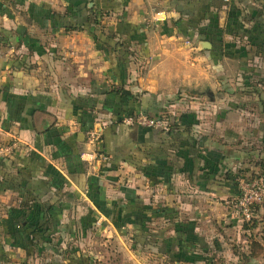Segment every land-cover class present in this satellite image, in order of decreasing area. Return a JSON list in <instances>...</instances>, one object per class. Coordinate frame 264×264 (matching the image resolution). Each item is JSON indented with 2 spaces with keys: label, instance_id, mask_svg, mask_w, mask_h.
Masks as SVG:
<instances>
[{
  "label": "crops",
  "instance_id": "0c3cea01",
  "mask_svg": "<svg viewBox=\"0 0 264 264\" xmlns=\"http://www.w3.org/2000/svg\"><path fill=\"white\" fill-rule=\"evenodd\" d=\"M94 1L0 0V147L4 151L2 145L10 144L17 150L0 157V180L26 168L33 179L56 184L39 194L48 222L83 198L100 211L101 224L116 225L101 209L119 207L118 222L124 226L117 230L130 231L132 239L137 233L134 222L143 221L160 235L158 243H166L177 236L175 224L182 221L198 237L196 253L220 252L226 236L240 231V219L226 204L238 190L235 176L242 169L264 174V0L110 1L114 10L97 27L117 30L123 21L119 30L129 44V62L107 55L88 30L53 28L51 12L70 9L78 15ZM19 26L26 39L19 48L29 56L16 60L11 45H16L12 40ZM5 30L12 35L2 40ZM51 50L62 56L49 59ZM115 85L120 94L105 92ZM198 90H206L210 106L187 101L186 96L204 95ZM80 96L91 100L85 104L80 98L81 103ZM176 97L180 100L174 101ZM92 99L97 105L87 106ZM144 110L173 113L190 136L172 138L167 132L115 125L107 132L104 148L84 130L86 116L94 128H104L118 114ZM25 192V184L21 190L0 184V220L8 231L0 241L8 239L3 254L11 257L7 264H31L46 251L13 234V208H28L35 201ZM57 193L68 198L59 199ZM52 207L53 214L48 212ZM132 207L136 211L130 213ZM158 207L175 209L176 218L152 216L150 210ZM139 209L143 212L138 217ZM40 217L32 214L33 219ZM139 245L140 255L125 247L126 255H136L133 264H207L200 258L175 260L170 252L177 253L179 246L158 253ZM72 254L87 255L90 264H97L92 252ZM60 261L56 264H63Z\"/></svg>",
  "mask_w": 264,
  "mask_h": 264
},
{
  "label": "trees",
  "instance_id": "16d2710c",
  "mask_svg": "<svg viewBox=\"0 0 264 264\" xmlns=\"http://www.w3.org/2000/svg\"><path fill=\"white\" fill-rule=\"evenodd\" d=\"M107 1V2H106ZM95 0L94 6L93 7H88L87 4L84 5V8L79 9V14L75 15L74 12L70 9H67L66 12L64 13H56V12H51L50 13V19L53 23V28L59 29V28H64L65 31H81V30H88L89 33L96 39L98 47L105 51L107 55L112 56L113 59H119L122 62H129L131 59V51L129 49V44L126 39H122L121 37V32H124L122 29L121 31L119 30L120 27L123 28V21H120L118 23V29L116 30L115 27H112L108 30H106L104 27H101L99 29L97 26H101V18L105 15H108L110 12H112L114 9L109 6V2L113 0ZM224 3L228 4L229 2ZM35 5L33 4V7ZM99 6V7H98ZM234 12H238V8L236 5L232 4L231 8ZM95 28L93 30V27ZM24 34V29L22 26H19L17 28V41H22L25 43L26 39L25 37L23 38ZM6 35L10 38L12 35L11 31L5 30L3 34L1 35V39L4 40L6 39ZM16 40V39H15ZM24 40V41H23ZM30 50H33L32 47H30ZM213 51H216V47H213ZM223 51L221 50L220 56L223 55ZM215 55V54H214ZM22 66L21 63L20 65L18 64L17 67ZM106 93H117L120 94L121 89L119 85H115L112 88H107L105 90ZM83 98V99H80ZM80 102L82 103L83 101L85 104L87 101L91 100L88 96H80L79 97ZM94 100V102H89V107H95L97 105V100ZM79 101V100H77ZM83 102V103H84ZM103 106V109L105 110ZM108 109V108H107ZM140 113V112H137ZM142 113L147 114L149 117L154 118V119H166L168 122V125L166 127L164 126H158V127H153V126H142L137 123L134 124H127L124 122V118L127 116H132L136 114L135 112H128V113H121L118 114L117 117L118 119L115 121H112V123L106 127L103 128L102 135L99 139V145L104 146L106 145V138H107V132L109 129L114 127L115 125H121L123 127H138L142 129H151L153 131H156L158 133H163L167 132L169 135H171L172 138L176 137V134H180L182 138H186L190 136V131L180 127L178 125V120L176 119L175 116H169L166 117L164 113H160L159 111L157 112H152L148 110L142 111ZM90 117L94 118L96 117V114L94 116L90 112L88 114ZM87 116L85 119H83V126L85 132L90 131L91 129L94 128L93 124H89L88 120H86ZM102 148V147H101ZM105 151V150H104ZM106 155L110 158L111 160V155L109 152L105 151ZM51 165V164H50ZM170 165V164H169ZM52 166V165H51ZM171 166V165H170ZM173 166V165H172ZM60 173V172H58ZM61 174V173H60ZM60 180L63 181L65 180V177L61 174L59 176ZM8 183H11L12 186L15 188V190H21V188L24 187V184L26 185V192H25V197L28 199L32 196H35V201H33L32 205L28 208H13V214L17 215L15 219V226L16 231L13 232L16 233L15 238L23 237L25 241H27V244L29 245H36V249L38 251H41V244L43 240H45L48 235L47 232L51 228V224L53 223L52 221L48 222L47 216L45 213L47 212V208L41 203L39 194L47 193L51 189L52 185H56L52 183L49 180L45 179H33V176L30 174V172L26 169L23 168L21 169L17 175H7L4 176L2 180H0V184L3 185H8ZM34 185H37V188L34 187ZM102 208L101 211L104 212L107 216H109L110 212H112L114 218V222L116 221L117 224H119V213H117V208L113 207L111 210ZM120 211L118 207V212ZM130 213L136 211L133 207L131 210H129ZM139 211V212H138ZM137 211L138 217L142 216L140 209ZM152 216H163V217H169L171 219L176 218L177 212L173 208L169 207H158V208H153L150 210ZM36 212L37 215H41L40 218L33 219L32 214ZM44 214V215H43ZM136 215V212H135ZM43 216V217H42ZM137 216V215H136ZM135 216V217H136ZM152 216H148L147 214L145 215L148 220L151 219ZM118 220H117V219ZM137 233L134 235V240L137 242V244H143L149 246L150 249H153L157 251L158 253H163V248L164 252H166V248L170 249V247L173 246H179L181 248L180 251H174L177 253H173L172 251L171 256L175 260H185L189 261L190 259L195 260L197 258L202 259V255H199L196 253V245L194 244L195 242L199 243L197 235L191 230L189 225L185 222L178 221L175 224V230L177 232V236L170 237L166 243L163 241V243H158V237L160 238V235H157L151 231H149V227L147 226L146 223L143 221H138L133 223ZM120 225V224H119ZM31 234V237H30ZM29 235V236H28ZM172 246V247H173ZM31 247V246H30ZM169 252V250H168ZM70 261L71 264H90V259L87 255H77V254H72L70 255Z\"/></svg>",
  "mask_w": 264,
  "mask_h": 264
},
{
  "label": "rangeland",
  "instance_id": "374dc122",
  "mask_svg": "<svg viewBox=\"0 0 264 264\" xmlns=\"http://www.w3.org/2000/svg\"><path fill=\"white\" fill-rule=\"evenodd\" d=\"M16 37L18 38V35H16ZM17 38H15L16 40H12L15 41L14 44L16 45H13V43L11 45V47L13 46L12 48H16L15 59H27L29 55L24 54L23 50L19 48L22 41H17ZM51 51L52 53L50 54L49 59H57V56L61 55H58L56 50ZM29 66L32 68V64ZM28 67H26V70L31 69ZM205 92L206 90H198L199 94L203 93L204 95L197 97L196 99L186 96L187 101L189 103H193L191 101H198V105H209L210 102L208 97L205 96ZM193 96L195 97L197 95ZM175 100L180 99L176 97L174 101ZM171 114L174 116V114L169 111L164 115L169 117ZM1 143H4V141ZM7 146L10 148L7 149ZM3 147L4 151L0 150V157H11V155L13 156L17 151H15L16 148L10 146V144H7L6 146L2 145V148ZM102 160L106 161L103 157ZM246 175L248 174L245 170L242 169L239 171V173L235 176L237 186L238 179ZM249 175H251V172H249ZM120 186L121 184L117 185V190L120 189ZM66 195L67 193H63L62 195L57 193V197L59 199L68 198ZM68 208L63 209L61 214H59L61 215L60 218L51 224V228L47 232L48 237L43 240L41 244V251H46L41 254L40 258L38 254L35 262H33V260L31 261V264L32 262L36 264H44L46 262L48 264H56L59 259L63 264H68L66 261L69 260L68 258L71 252L74 251L77 253L92 252L93 262H96L97 264H127V261L130 262V264H133L132 261L136 260V255L134 256L130 254V252L126 255L125 247L127 250H133L134 254L137 253L140 255L139 251L142 249V246L137 244V242L132 239L133 236L130 235V231L126 232L124 229L122 230L123 232H120L117 230L119 227H123L124 225L99 223L98 220H100L101 215L100 211L90 206L83 198H78L76 206L68 211H65ZM51 209L52 212L49 208L48 212L53 214L56 211V208L52 207ZM108 210L109 209H107L106 212ZM109 212V216L112 217V212ZM117 213L120 215L118 208ZM235 218L238 219L237 216H235ZM239 221H241V225L238 227L240 231L238 230L237 234L236 232H232L233 235H231V237L226 236V244L222 249H220V252L213 253L210 249L206 255H203L202 253V259H200L201 262H206L207 264H264V208L260 210L259 215L255 216L253 220L248 222H243L242 220ZM6 226L7 225L3 224L0 220V235L8 234ZM7 242V237L2 238L0 241V246L3 249L2 252L0 250L2 256L5 251H7ZM32 246L35 247L36 245L33 244ZM146 253L148 254L149 252L146 251ZM10 258V256H3L0 261L1 263L7 264L11 261Z\"/></svg>",
  "mask_w": 264,
  "mask_h": 264
},
{
  "label": "built area",
  "instance_id": "2783aa9c",
  "mask_svg": "<svg viewBox=\"0 0 264 264\" xmlns=\"http://www.w3.org/2000/svg\"><path fill=\"white\" fill-rule=\"evenodd\" d=\"M230 2L231 0H224ZM127 124L137 123L142 126H164L168 125L166 119H154L142 112L124 118ZM103 132V127L93 128L88 131V135L95 140H99ZM0 150L2 151L1 147ZM108 159V157H104ZM228 209L243 222L251 221L255 218L257 211L264 207V174H251L238 179L237 193L226 199Z\"/></svg>",
  "mask_w": 264,
  "mask_h": 264
},
{
  "label": "water",
  "instance_id": "95a60500",
  "mask_svg": "<svg viewBox=\"0 0 264 264\" xmlns=\"http://www.w3.org/2000/svg\"><path fill=\"white\" fill-rule=\"evenodd\" d=\"M210 46V45H209Z\"/></svg>",
  "mask_w": 264,
  "mask_h": 264
}]
</instances>
